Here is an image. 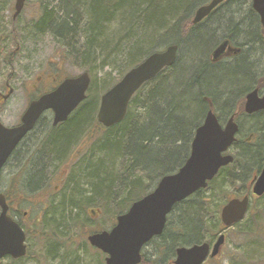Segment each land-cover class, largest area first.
Returning <instances> with one entry per match:
<instances>
[{
	"label": "trees",
	"instance_id": "1",
	"mask_svg": "<svg viewBox=\"0 0 264 264\" xmlns=\"http://www.w3.org/2000/svg\"><path fill=\"white\" fill-rule=\"evenodd\" d=\"M199 1L34 0L35 3H38V10L41 12L36 30L39 35L48 34L55 40L58 49L62 51L58 54L62 55L59 56L60 60L68 62L79 59L83 67H87L85 72L90 75L92 66L97 64L98 60L106 53L111 52L112 47L116 45L117 50L114 57L126 63L124 70L120 71V77L123 78L125 74L151 55L152 51L150 50L155 47V43L161 36L176 30L178 44H182L186 40L188 23L180 22L177 27L174 23L180 17H186ZM3 9V1L0 0L1 26L4 20ZM15 22L11 19L10 23L14 40H17L18 32L14 25ZM119 22L123 27L122 31L113 32L111 27ZM195 37L198 41L203 39L197 34ZM175 41L176 39H174ZM148 52L149 54H147ZM201 54L191 51L184 58L193 69H187L184 76L188 79L183 80L178 86L159 83L158 77L142 87L132 99L125 120L111 128H105L94 117L98 113L101 97L118 81L110 87L105 84V88L101 86L99 89H95V84L91 82L87 100L75 113L77 118H79V113L83 111L87 113L86 119L82 117L81 128H85L91 120L92 122L89 124L93 123V120L98 123V128L102 132L100 135L102 144L98 151L100 158H97L95 162L84 164L79 169L75 175L77 176L76 187L71 182L69 184L71 189H67L63 197L58 199L54 208H51L58 220L48 222L44 219L42 226L51 223L61 232L64 229L70 231L74 227H78L81 224V219H79L81 207L90 201L86 200L85 188L91 192V195L99 198L108 196L110 190L115 193L113 194L115 207L111 216V219L115 221L114 217L117 216V219L124 214L122 213L124 210L128 211L135 202L150 193L147 191V187L153 185L156 180H161L165 175L177 172L182 167L189 157L191 142L198 126L194 127L195 125H193L195 121L191 108L196 102L200 105L204 104L202 98L209 95L200 86L206 77L205 71L207 70L205 54ZM142 59L144 60L141 61ZM149 85H152L150 89H148ZM233 86L234 83L230 82L219 85L215 91L218 98L223 99L225 96H229V91ZM134 105L143 110L138 117L133 116ZM79 125L78 122V127ZM64 129H62L64 132L57 134L48 146L46 161L49 165L56 164L60 153L71 141L70 137L78 133L77 128L70 125ZM260 152L257 149L247 151L246 160L249 166L259 163ZM125 159L131 163V168H137L133 169L131 175L135 181L124 180V178H118L115 175V166ZM175 162L176 164L173 166L172 164ZM171 165L172 167H170ZM125 166L126 164L123 165V167ZM42 170V164H38L30 181L36 180L39 183L42 178ZM137 173L141 174L140 177L137 176ZM143 175H146V179ZM146 180L149 183L148 186L144 183ZM81 183L83 185L80 187ZM238 183L234 177L227 178V176L220 175L209 187L215 191L216 185L219 184V192L224 193L230 184ZM244 186H246L245 181ZM138 191L141 192L140 195L137 194ZM206 191L208 190L203 192ZM255 201L263 204L256 208L255 212L250 209L248 221L243 223L245 229L243 230L244 244L241 250V260L245 256L250 262H260L253 258L254 250L259 253L264 252V247H262L264 241H261L264 234V197ZM185 203L178 205L180 246L213 240L214 234L212 233L214 231L210 230V235L207 233L206 238L202 234L204 233L202 229H207L208 219L200 218V211L196 205ZM35 225L38 232L40 223L35 222ZM68 240L73 241V238L69 237ZM84 241L87 243L86 239ZM53 251L50 249L49 253ZM60 262L61 264H82L73 256H68ZM241 264L243 263L241 262Z\"/></svg>",
	"mask_w": 264,
	"mask_h": 264
},
{
	"label": "rangeland",
	"instance_id": "2",
	"mask_svg": "<svg viewBox=\"0 0 264 264\" xmlns=\"http://www.w3.org/2000/svg\"><path fill=\"white\" fill-rule=\"evenodd\" d=\"M2 1L4 7V20L3 25H0V92L6 94L7 84L10 85L14 92L9 100L0 103V120L5 125L11 126L18 122L20 116L26 109L27 103L31 99H37V97L42 94L52 91L67 78H75L88 72H85L87 67H83L79 59L77 61L72 60L68 62L60 60L59 56L62 55L58 54L62 53V51L58 49L55 40L48 34L39 35V33H37L38 30H36V25L41 12L38 10V3H35L34 0L27 1L22 14L14 23L18 32V36L16 37L17 40H14V35H12L11 32L12 25L10 22L15 13V0ZM182 17L174 23L175 27L179 26L180 22L184 24V21H181L184 19ZM188 25L190 27L191 23H188ZM122 28L120 22L111 27L113 32L118 30L122 31ZM175 32L176 30H172L171 33L161 36L155 43V47L150 50L152 51L151 53L161 52L168 46L173 45L174 39H177ZM218 32L220 34V30ZM196 34H200L203 39L198 41L195 37ZM137 37L139 38L140 35ZM212 43L213 41L210 36L206 34L203 35V32L200 33V31H196L194 35H189L180 47V51H182L180 64L165 71L162 76L158 78L159 83H167L169 86L172 84L178 86L183 80L188 79L184 74L187 69L192 70L193 68L184 58H186L191 51L202 53L201 55L206 54ZM116 50L117 48L115 45L112 47L111 52H108V54L106 53L104 57L98 60L97 64L92 66V74L90 75L88 73L91 77V82L95 84V89H99L101 86L102 88H105V84L110 87L115 82H119L122 79L120 77V71L124 70L126 63L123 60L114 57ZM149 52L147 54H149ZM262 64H264V60H262ZM205 74L206 77L200 86H202V89L207 91V93L214 98L218 97L215 91L219 85L224 82H232V80L236 78L235 74L231 75L232 80L223 78L219 73L208 67ZM39 78L41 79L40 81H38ZM150 86L152 85H149V88H147L150 89ZM142 112L143 110L141 107L133 106V116L138 117ZM191 113L193 115V120L195 121L193 125L196 127L204 116L205 104L200 105L197 102L194 103L191 108ZM86 114L87 113L83 111L79 113V118L72 120L71 126L77 128L80 135L82 131L87 133L94 128L91 124L96 122L93 120V123L89 124L92 122L91 120L85 128H81L82 120L86 117ZM97 114L94 119H97ZM46 116L48 118L50 115ZM78 122L80 124L79 127L77 124ZM62 129L63 128H60L57 134H60L61 132L63 133L65 129ZM99 133V135L102 134V132ZM51 135H53V132ZM86 138L87 137H83L82 141L83 139L85 141ZM84 144H86V142H84ZM101 144V138H99L94 149L96 159L100 158L98 151ZM253 149L255 150V148ZM262 149L264 150V148ZM242 150V148L239 149V153H242ZM145 159L148 160V158ZM125 164L126 166L123 167ZM174 164H176V162L172 165L174 166ZM59 165L52 166L47 163V167H45L46 169L44 170L45 176L43 181L41 183L35 181L34 185H31L30 182L27 181L29 170L24 169L20 172L19 178L21 182H19V198L22 201L20 206L23 210L30 212V218L33 222H37L41 216L43 220L46 219L48 222L58 220V217L55 216V213L53 214L54 211L51 210V208H54L58 199L62 198V195L66 193L65 188L61 189V186H58V178L65 176L64 173L68 172L66 167L67 164L62 167ZM172 165L170 167H172ZM130 166L131 163L128 159L120 161L119 164L115 166V175L118 178H124V180L135 181L131 175L133 174V169L137 168H131ZM58 168L60 169L55 177L52 178ZM140 175V173H137L138 177H140ZM143 177L146 179V175H143ZM75 181L77 182V180ZM75 181L72 183H74L73 185L76 187ZM159 181L160 180H156L153 185L147 187V191L150 193L153 192ZM2 183L5 186L6 180L4 179ZM144 183L146 186L149 184L147 180ZM82 185L83 183L80 184V187ZM241 187V183L236 185L230 184L228 190L223 193L219 192V184H217L215 191H206L201 195L194 197L192 200L187 201L186 204L196 205L200 211V218L208 219L206 224L207 229H202V231H204L202 234L205 238L207 237V233L210 235V230L214 231L212 233L214 234L213 241L220 236L219 234L222 231L220 217L222 208L228 202L227 198H230L235 192L241 190ZM57 190H60L61 193L52 194ZM85 192L87 197L86 200L90 201L86 202L87 204L81 207V215L79 218L81 219V224L78 227H74L70 231L65 229L64 232H61L54 224L49 223L50 225L42 226V222L39 231L29 240V253L25 259L14 261L7 258L0 261V264H61L60 261L68 256L77 258L82 264H104L102 256L97 251H94L88 243H85L84 239L87 240V237L92 234L109 231L116 222L117 216L114 217L115 221L111 219L115 207V203L113 202V199L115 198L113 194L115 193L110 190L108 196L99 198L91 195V192H88L86 188ZM137 194L140 195L141 192L138 191ZM251 203L250 209L253 212L263 204L256 202L255 200H252ZM208 206L210 208H207ZM126 211L127 210H124L122 213H126ZM248 218L249 213L242 222L226 231L225 234L227 235V238L225 247L217 260L211 261L210 264H241V262L243 264H264V252L259 253L257 250L253 251V258L255 260H260V262H250L245 256L241 260V250L244 244L243 230L245 229L243 223L246 220L248 221ZM174 220L175 223H180L179 214H175ZM33 222H30V226ZM214 223L215 225L213 226ZM69 237H72L73 241H69ZM261 241H264V234ZM262 245V247H264V242ZM262 247L260 245V250ZM48 248L49 250H54L52 253L56 254L48 253ZM150 250H152V248H150ZM148 252L149 249L145 251V253Z\"/></svg>",
	"mask_w": 264,
	"mask_h": 264
},
{
	"label": "flooded vegetation",
	"instance_id": "3",
	"mask_svg": "<svg viewBox=\"0 0 264 264\" xmlns=\"http://www.w3.org/2000/svg\"><path fill=\"white\" fill-rule=\"evenodd\" d=\"M212 2L213 0H200L196 5H194L195 7L192 8L188 15L183 17L184 19L181 21H184L186 24L191 23V26L188 28L187 38L191 34L194 35L196 31H200V33L203 32V35H209L212 39L213 43L210 45L209 50L204 56L206 66L209 69L219 73L223 78L232 80V74H235L236 78L230 82L232 84L234 83V86L229 91V96L219 99L218 97L214 98L212 95L207 94L202 98L203 103L205 104V113L201 122L197 124L198 126L196 128L194 137L197 130L204 125L206 117L210 111H212L216 116L217 121L222 129H225L229 122L233 120V123L237 125V133L235 136L236 141L223 155L232 156L234 161L233 163L222 167L215 178L208 183L207 188L199 190L190 198L175 205L171 213L167 216L166 226L162 234L153 237L151 241H149L142 248V261L140 264H177L178 250L181 247H192L196 245L193 244L180 246L179 223L174 222L175 214H179L178 205L185 202L187 203V201L192 200L194 197L204 193L203 191L205 190H212L209 185L216 181L220 175L225 177L227 176V178L234 177L237 179V182L241 183L242 185L241 190L235 192L230 198H227L228 202L234 199L241 200L246 196H248L250 200H256L264 197V195L258 197L253 193L257 179L260 177L264 169V150L262 149L264 148V108L249 113L246 106L248 97L253 93H257L258 101L264 99V64H262V60H264V25L262 23L261 16L254 8V0H223L207 16L201 19L198 23H194L197 12L202 7L209 6ZM12 19L13 21L17 20V18H14V16ZM219 30L220 34L218 32ZM178 40L179 39H176V41L173 42V45H170H175L178 47L175 64L172 67L163 69V71H161V73L156 78H160L165 71L176 67L177 64H180L182 51H180L181 44H178ZM219 50H221L220 54H216ZM40 80L41 79L39 78L38 81ZM6 89V94H2L0 92V103L6 102L13 95L14 90L9 84L6 85ZM10 93V97L7 99L3 98ZM35 100L36 99H31L27 103L25 111L20 116L18 122L14 125L7 126L1 120L0 123H2L7 128L21 126L23 115L28 109L30 103ZM46 115L50 116L47 118ZM73 119H77V114L75 112L72 113L65 122L59 123L55 126L54 113L52 111H48L42 115V117L36 123L34 129L20 141L0 172V196L5 198L6 204L8 206V217L20 226L26 236L25 244L27 247V255L29 253V240L34 234L37 233V231L35 222H33L30 218V212L23 210L20 206V203L22 202L19 198V182H21L19 178L20 172L24 169L29 170L27 181L32 185V182L35 183L36 180H32L31 182L30 178L33 176L37 165L42 164V178L39 180V183H41L45 176V167H47L46 160L48 146L53 141V138L57 136V132L60 130V128L64 129L69 125L71 126ZM96 120L98 122V119ZM92 126L94 128L89 130L87 133L82 131L81 135L76 133V135L71 136V141L67 146L64 147L65 149H63L56 160L55 165L60 164V167L67 164L66 167L68 172L64 173L65 176L58 178V186L60 185L61 189L65 188V191L67 189H71L69 184L75 181V179L77 180V176L75 175L79 169L84 164L92 163L96 160L94 149L96 146L95 144L100 138V130L98 128V123L94 122ZM52 132L53 135H51ZM83 137H87L88 139L86 138L85 141L84 139L82 141ZM84 142H86V144H84ZM241 148L243 149V152L239 153V149ZM253 148H255V150H262L259 154L261 159L258 164L249 166L246 160V153L247 151L249 152V150H253ZM59 169L60 168L55 171L52 178L55 177ZM34 178L36 179V177ZM4 179L6 180L5 186L2 183ZM244 181L246 182V186H244ZM59 191L60 190H57L52 194L61 193V191ZM2 211L3 209L0 207V215ZM30 222H33L31 226ZM37 222L40 223L38 227H41L43 222L42 216L37 220ZM221 223L222 231L219 234L220 236L217 237L215 241L205 240L200 243H207L210 245V255L203 264H210L211 261L217 260V258L220 256L218 255L216 257H212L213 248L222 235L225 236V239L227 238L225 233L227 230L231 229L225 227L222 219ZM115 226L116 223L113 224L109 231H111ZM64 231L65 229L62 230V232ZM88 237L86 241L90 245L88 242ZM90 247L94 251H97L102 256L104 264H107L106 259L108 256L99 249H96L91 245ZM150 248H152V250H150ZM223 248L224 246L221 248L220 253H222ZM147 249H149V252L145 253ZM47 251L49 253V248ZM7 258H10L14 261H19L25 257L16 260L12 257H5L4 259Z\"/></svg>",
	"mask_w": 264,
	"mask_h": 264
},
{
	"label": "water",
	"instance_id": "4",
	"mask_svg": "<svg viewBox=\"0 0 264 264\" xmlns=\"http://www.w3.org/2000/svg\"><path fill=\"white\" fill-rule=\"evenodd\" d=\"M26 1L16 0L14 18L22 13ZM222 1L213 0L209 6L202 7L197 12L194 23L207 16ZM254 8L264 25V0H254ZM177 51L178 47L174 45L163 52L151 54L108 90L101 98L97 115L99 123L105 128H111L123 122L135 94L163 69L175 64ZM220 52L221 50L216 54ZM90 86L91 77L88 73L67 78L54 91L30 103L21 126L7 128L0 123V172L20 141L34 129L45 112L54 113L55 126L65 122L86 101ZM10 95L11 93L3 98L7 99ZM257 98V93L248 97L246 106L249 113L264 108V99L258 101ZM236 133L237 125L233 120L222 129L216 116L210 111L204 125L196 132L189 158L179 171L163 177L152 193L135 202L127 213L118 217L117 224L111 231L90 235V245L108 256L107 264H140L142 248L153 237L162 234L167 216L175 205L207 188L222 167L233 163L232 156L223 154L236 141ZM253 193L258 197L264 195V169L257 179ZM250 203L248 196L229 201L222 209L223 224L230 228L242 222L247 216ZM0 207L3 209L0 215V261L5 257L15 260L23 258L27 255L26 236L20 226L8 217V206L3 196H0ZM224 244L225 236L222 235L213 248L212 257L219 255ZM209 255L210 245L207 243L181 247L178 250L177 264H203Z\"/></svg>",
	"mask_w": 264,
	"mask_h": 264
}]
</instances>
